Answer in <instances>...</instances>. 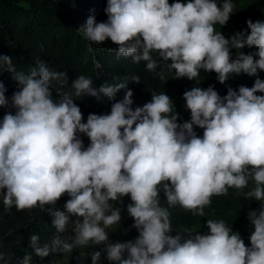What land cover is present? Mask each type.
I'll list each match as a JSON object with an SVG mask.
<instances>
[{"label": "clouds", "instance_id": "obj_1", "mask_svg": "<svg viewBox=\"0 0 264 264\" xmlns=\"http://www.w3.org/2000/svg\"><path fill=\"white\" fill-rule=\"evenodd\" d=\"M238 10L233 0H107V20L89 16L77 32L115 44L107 51L127 58L132 81L159 71L165 88L134 109L127 90L110 114L90 113L86 122L74 96L111 100L128 77L94 89L80 75L74 93L54 96L53 81L68 85L65 71L38 59L25 72L0 55V72L6 67L18 88L9 101L0 81V108L15 110L0 120V200L5 211L53 217L51 243L30 236L35 256L60 264L55 256L103 244L115 264H264V21L232 20L249 34L225 38L216 26ZM245 46L257 51L233 58L232 49ZM239 74L247 81L226 94ZM78 134L90 141L86 148ZM220 199L234 201L217 207ZM177 206L194 224L171 235L169 209ZM73 217V234L62 235ZM131 220L138 236L110 243L107 229L127 232ZM90 257L98 264L101 252ZM9 259L0 252V264ZM20 264H32V255Z\"/></svg>", "mask_w": 264, "mask_h": 264}, {"label": "trees", "instance_id": "obj_2", "mask_svg": "<svg viewBox=\"0 0 264 264\" xmlns=\"http://www.w3.org/2000/svg\"><path fill=\"white\" fill-rule=\"evenodd\" d=\"M107 0H0V55H8L13 58V63L18 70L27 71L29 67L36 65L37 60H41L49 68L55 71H65L68 78V85L58 89L55 81L52 82L54 96L57 91L74 93L71 83L80 75L91 79V87L99 89L103 84L114 83L115 77L123 80L128 77L127 86L120 90L113 99L101 96L99 100L86 93L80 97L74 96V102L80 107L83 113V122H86L87 116L91 114H110L111 105L114 102L123 99L127 90H131V97L134 109L149 102L152 92H164L165 85L155 72H147L140 77V82L136 83L130 78L135 76L132 65L127 62V58H117L116 52L109 53L108 48L116 49L117 46L110 40L102 44L89 43L80 35L76 29L86 23L89 16H93L97 22L107 20L104 12ZM174 0H169V3ZM187 2V0H180ZM219 2V0H218ZM239 10L236 14H231L230 19L224 26L217 25L225 38H231L234 34H249L247 29L240 26L230 27L232 20H243L248 16L257 15L256 21H264V0H233ZM250 19V18H249ZM253 21V20H251ZM253 21V22H256ZM237 51L245 55L255 53L257 49L253 46L237 50L232 49V56L236 58ZM99 66H96V63ZM0 81L3 82L7 91L5 96L9 99L14 91H17L16 81L12 78V73L8 72L6 67L0 72ZM241 81H247L245 75L230 76L229 88L238 90ZM12 111L10 108H0V120H2V111ZM86 148L90 141L84 134H78ZM161 204L166 205V198L163 191L160 192ZM232 205L233 199L217 200L216 206ZM171 212V223L173 232L181 227H192L194 219L192 215L183 209H169ZM229 209L217 211V215H223ZM53 217L48 212H40L34 209L31 212H17L15 208L5 211L2 200H0V252H3L6 258L10 257L8 264H20V261L27 254L32 255V264H49L54 257L52 255L43 259L35 256L34 250L30 247V236L37 234L41 238V243H51L55 234V228L52 226ZM69 221L68 230L62 235H72ZM134 221L129 222L130 229L127 232L119 233V226L116 229H107L109 233V242H125L134 240L138 232L132 227ZM72 226V227H71ZM194 228V227H193ZM105 245H92L90 247L78 248L67 255H57L55 259L60 264H91V252L100 251L101 258L98 264H115V262L106 259L104 252ZM80 252L86 255L79 259ZM126 258V256H125Z\"/></svg>", "mask_w": 264, "mask_h": 264}, {"label": "bare ground", "instance_id": "obj_3", "mask_svg": "<svg viewBox=\"0 0 264 264\" xmlns=\"http://www.w3.org/2000/svg\"><path fill=\"white\" fill-rule=\"evenodd\" d=\"M226 207H228V201H227V206ZM230 218H231L230 214L227 211L222 215V220H230ZM229 223H230V221H229ZM229 223H228V225H229Z\"/></svg>", "mask_w": 264, "mask_h": 264}]
</instances>
